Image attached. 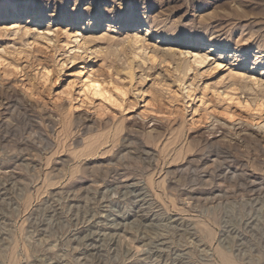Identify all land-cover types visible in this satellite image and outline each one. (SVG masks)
<instances>
[{
	"label": "rangeland",
	"instance_id": "1",
	"mask_svg": "<svg viewBox=\"0 0 264 264\" xmlns=\"http://www.w3.org/2000/svg\"><path fill=\"white\" fill-rule=\"evenodd\" d=\"M256 81L264 0H0V264H264Z\"/></svg>",
	"mask_w": 264,
	"mask_h": 264
},
{
	"label": "bare ground",
	"instance_id": "2",
	"mask_svg": "<svg viewBox=\"0 0 264 264\" xmlns=\"http://www.w3.org/2000/svg\"><path fill=\"white\" fill-rule=\"evenodd\" d=\"M150 29L148 27L145 28V31H149ZM144 35V34H143ZM167 38V37H166ZM83 42V41H82ZM145 38L144 37H141L139 34H135L133 36V38L130 40V44L133 45V47L138 50L139 52L137 53V58H139V60H142L143 63H140V64H145L147 61H150L152 63H154L156 65L157 63V53L159 52L157 47L153 46V47H149L145 44ZM78 44H82L81 41H78ZM86 44V43H85ZM129 44V43H128ZM220 44V43H219ZM214 46L218 49H221L223 51L227 50L226 47L224 46H220L218 44H214ZM150 48V49H149ZM181 51V50H180ZM237 52V51H236ZM177 57H178V67H177V70L179 71V79L180 81L182 82L180 86H183V89L185 90V93L186 95L188 96V98H193V95H194V87H195V84L194 83H190L189 85H186V77L188 76V71L192 70L195 66L198 67V66H201L203 64L206 63V60L208 59V54H203L201 53L200 50L196 51H181L179 53H177ZM162 61L159 62V64L161 63ZM220 66V64H217L216 68H218ZM135 68V67H134ZM195 71V70H194ZM127 75H129L132 79L134 77V71H133V67L130 66L128 68V71H127ZM253 81H255L254 79L255 78H252ZM257 80V79H256ZM252 81V80H251ZM258 83V85H262L264 84V81L260 82V81H256ZM83 83V87H84V90L86 92H88L87 95H89V92L90 93H94V94H105V89L103 88V85L102 83L95 79V78H91V77H85V80L82 82ZM93 85H99V87H93ZM250 85V84H249ZM105 86V84H104ZM246 86V85H245ZM255 86V85H254ZM227 87V86H226ZM247 87V86H246ZM261 87V86H260ZM249 88V87H248ZM251 88V87H250ZM249 88V89H250ZM120 89V88H119ZM229 89V88H227ZM252 89V88H251ZM260 90V88H258ZM225 90V89H224ZM224 90H222L223 92H218L220 94H224ZM264 90V88L262 89ZM261 90V91H262ZM122 91V90H121ZM120 91V93H121ZM215 91H218L217 89ZM231 92V91H230ZM229 92V93H230ZM123 93V92H122ZM121 93V94H122ZM217 93V92H216ZM228 94V93H225V95ZM92 95V94H90ZM102 96H107V95H102ZM125 96V95H124ZM110 97V96H109ZM112 98V99H111ZM108 99V98H107ZM111 100L115 99L114 97H110ZM116 101V99H115ZM248 101V100H247ZM114 102V100H113ZM203 102V101H202ZM254 104V103H253ZM205 105V104H204ZM253 106V105H252ZM258 106V105H257ZM262 108V107H261ZM260 108V109H261ZM258 110V109H257ZM151 177V175H150ZM153 178V177H152ZM152 178L150 179L152 181ZM154 181V180H153ZM153 185V184H152ZM155 185V183H154ZM208 226V225H207ZM86 241V240H85ZM221 253V252H220ZM226 253V252H225ZM223 256L225 260L224 263L226 264H237L236 262L237 261H234L233 259H231L228 255H225L223 253ZM239 264V263H238Z\"/></svg>",
	"mask_w": 264,
	"mask_h": 264
},
{
	"label": "snow or ice",
	"instance_id": "3",
	"mask_svg": "<svg viewBox=\"0 0 264 264\" xmlns=\"http://www.w3.org/2000/svg\"><path fill=\"white\" fill-rule=\"evenodd\" d=\"M220 67H223V65H220ZM93 87H94V88H95V87H99V85H93ZM117 91H120V90L117 89ZM109 103H113V101H112L111 99H109ZM228 118H229V119H233L234 117L229 116Z\"/></svg>",
	"mask_w": 264,
	"mask_h": 264
}]
</instances>
